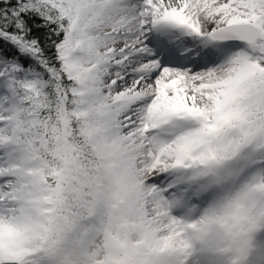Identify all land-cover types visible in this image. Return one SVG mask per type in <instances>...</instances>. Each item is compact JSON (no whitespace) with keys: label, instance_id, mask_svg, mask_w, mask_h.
Here are the masks:
<instances>
[{"label":"snow or ice","instance_id":"snow-or-ice-1","mask_svg":"<svg viewBox=\"0 0 264 264\" xmlns=\"http://www.w3.org/2000/svg\"><path fill=\"white\" fill-rule=\"evenodd\" d=\"M242 189L264 0H0V264H180L185 213Z\"/></svg>","mask_w":264,"mask_h":264},{"label":"clouds","instance_id":"clouds-1","mask_svg":"<svg viewBox=\"0 0 264 264\" xmlns=\"http://www.w3.org/2000/svg\"><path fill=\"white\" fill-rule=\"evenodd\" d=\"M185 217L189 247L185 251L178 246L172 253L180 264L187 259L193 264H249L264 243L259 238L264 230V192L242 189Z\"/></svg>","mask_w":264,"mask_h":264},{"label":"bare ground","instance_id":"bare-ground-1","mask_svg":"<svg viewBox=\"0 0 264 264\" xmlns=\"http://www.w3.org/2000/svg\"><path fill=\"white\" fill-rule=\"evenodd\" d=\"M173 215H183V213L179 210V212L174 213ZM264 230L260 232V240L264 242ZM249 264H264V243H261L256 251L253 253L252 258L249 261Z\"/></svg>","mask_w":264,"mask_h":264},{"label":"rangeland","instance_id":"rangeland-1","mask_svg":"<svg viewBox=\"0 0 264 264\" xmlns=\"http://www.w3.org/2000/svg\"><path fill=\"white\" fill-rule=\"evenodd\" d=\"M173 212L176 213V212H179V210H173ZM177 216H178V215H177ZM263 233H264V231H263Z\"/></svg>","mask_w":264,"mask_h":264}]
</instances>
